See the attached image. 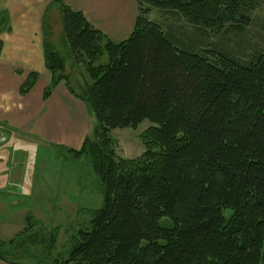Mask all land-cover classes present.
Segmentation results:
<instances>
[{
    "label": "trees",
    "instance_id": "16d2710c",
    "mask_svg": "<svg viewBox=\"0 0 264 264\" xmlns=\"http://www.w3.org/2000/svg\"><path fill=\"white\" fill-rule=\"evenodd\" d=\"M262 1L137 0L134 30L119 43L54 1L63 8L69 54L90 83L76 94L58 73L65 61L44 39L52 80L43 98L65 81L94 116L82 148L68 152L89 159L104 196L90 228L54 264H264V54L245 66L189 52L148 18L156 8L200 30L219 32L228 23L241 30L251 21L244 11ZM37 79L30 73L20 94ZM144 121L151 124L144 154L118 158L110 132Z\"/></svg>",
    "mask_w": 264,
    "mask_h": 264
},
{
    "label": "rangeland",
    "instance_id": "374dc122",
    "mask_svg": "<svg viewBox=\"0 0 264 264\" xmlns=\"http://www.w3.org/2000/svg\"><path fill=\"white\" fill-rule=\"evenodd\" d=\"M62 10L56 2L48 6L43 18V37L48 51H56L65 61L64 71L58 73L68 75L75 93L83 94L90 79L83 65L69 54ZM244 14L251 19L248 26L239 30L228 23L219 32L200 30L186 23L180 14L156 8L150 9L148 18L159 24L183 50L199 54L207 50L212 55L223 54L248 66L264 54V0L257 9ZM10 26L9 16L3 13L0 32ZM210 58L214 61L213 56ZM106 59L105 56L102 62ZM89 115L92 134L95 118ZM150 127V122L144 121L137 129L112 130L110 136L115 142L116 156L135 159L144 154L142 134ZM0 131L2 136L10 137L8 144L0 149V181L4 186L15 187L0 195V257L15 264H54L58 259H66L74 237L90 228L94 214L103 206L100 180L87 157L73 159L65 146L12 129L9 120H0ZM25 143L37 144L23 147ZM39 175L47 180V200L32 196L17 179L12 181V177H24V184L32 186ZM26 216H30V224ZM163 225L170 227L171 222L165 219Z\"/></svg>",
    "mask_w": 264,
    "mask_h": 264
},
{
    "label": "crops",
    "instance_id": "0c3cea01",
    "mask_svg": "<svg viewBox=\"0 0 264 264\" xmlns=\"http://www.w3.org/2000/svg\"><path fill=\"white\" fill-rule=\"evenodd\" d=\"M54 1L0 0V15L6 13L11 25L9 30L0 32V120H9L12 129L35 135L48 143L80 150L92 131L86 105L63 87L65 82L54 88L48 100L43 98L52 80V73L45 63L43 18ZM61 1L81 12L91 25L117 43L130 37L138 17L137 0ZM30 73L37 74L36 84L28 94L21 95V86ZM18 117L19 120H15ZM1 134L0 131V149L10 140L9 136ZM33 144L37 143H25L23 147ZM12 178V181L21 182L32 196L47 200V180L42 175L36 177L32 186L24 184V177ZM13 188L0 181V195ZM0 264L10 263L0 259Z\"/></svg>",
    "mask_w": 264,
    "mask_h": 264
}]
</instances>
